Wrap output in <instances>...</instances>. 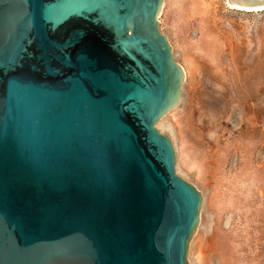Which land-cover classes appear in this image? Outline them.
I'll list each match as a JSON object with an SVG mask.
<instances>
[{"label":"water","instance_id":"obj_1","mask_svg":"<svg viewBox=\"0 0 264 264\" xmlns=\"http://www.w3.org/2000/svg\"><path fill=\"white\" fill-rule=\"evenodd\" d=\"M161 3L0 0V264H189L201 194L155 126L184 79Z\"/></svg>","mask_w":264,"mask_h":264},{"label":"rangeland","instance_id":"obj_2","mask_svg":"<svg viewBox=\"0 0 264 264\" xmlns=\"http://www.w3.org/2000/svg\"><path fill=\"white\" fill-rule=\"evenodd\" d=\"M181 97L155 126L201 194L189 264H264V9L162 0Z\"/></svg>","mask_w":264,"mask_h":264},{"label":"bare ground","instance_id":"obj_3","mask_svg":"<svg viewBox=\"0 0 264 264\" xmlns=\"http://www.w3.org/2000/svg\"><path fill=\"white\" fill-rule=\"evenodd\" d=\"M232 8H236V9H242V10H262L264 9V6L263 7H254V8H237V7H232ZM157 18L159 20V17L157 15ZM184 72V71H183Z\"/></svg>","mask_w":264,"mask_h":264}]
</instances>
